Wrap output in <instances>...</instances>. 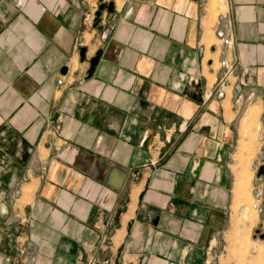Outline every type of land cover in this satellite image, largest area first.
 <instances>
[{
    "label": "crops",
    "instance_id": "1",
    "mask_svg": "<svg viewBox=\"0 0 264 264\" xmlns=\"http://www.w3.org/2000/svg\"><path fill=\"white\" fill-rule=\"evenodd\" d=\"M98 1L0 0V264L233 263L254 117L264 229V0Z\"/></svg>",
    "mask_w": 264,
    "mask_h": 264
},
{
    "label": "rangeland",
    "instance_id": "2",
    "mask_svg": "<svg viewBox=\"0 0 264 264\" xmlns=\"http://www.w3.org/2000/svg\"><path fill=\"white\" fill-rule=\"evenodd\" d=\"M259 129L260 124L258 123V118L254 117L252 120H249L245 126H243V136H242V147L237 151L234 155V160L237 161V164H233L232 168L238 170V172L244 168L247 171L246 178L248 179L249 186V195L244 200L238 199L234 194L235 201V218L234 223L239 222L241 224L251 223L252 227L250 229L239 230L240 244L237 240V234L235 232H231L229 235L230 244L228 246V254L230 257H234V262H230L229 264H249V260H251L254 255L264 248V229L263 225H260L259 219H257V206L256 196H255V186L257 171L259 169L258 159L260 152L254 146L255 143L260 141L259 137ZM254 131V132H253ZM245 141L246 144L244 143ZM237 155V156H236ZM235 165V166H234ZM242 182V188L245 191V181L244 179H239ZM243 192V191H242ZM244 193V192H243ZM253 206L256 210L253 209ZM252 213V214H251ZM254 215V218L250 220L249 216ZM233 258V259H234ZM104 261L96 262V264H103ZM110 264V263H109Z\"/></svg>",
    "mask_w": 264,
    "mask_h": 264
},
{
    "label": "water",
    "instance_id": "3",
    "mask_svg": "<svg viewBox=\"0 0 264 264\" xmlns=\"http://www.w3.org/2000/svg\"><path fill=\"white\" fill-rule=\"evenodd\" d=\"M108 11V12H113L114 11V3H101L98 7V11L96 12V20L95 23H99L101 21L102 18V14L104 11ZM102 56V51H98L96 53V56L90 61V65H91V70L93 71L95 66L98 64L100 58ZM67 68L63 69V72H66Z\"/></svg>",
    "mask_w": 264,
    "mask_h": 264
},
{
    "label": "built area",
    "instance_id": "4",
    "mask_svg": "<svg viewBox=\"0 0 264 264\" xmlns=\"http://www.w3.org/2000/svg\"><path fill=\"white\" fill-rule=\"evenodd\" d=\"M84 3L88 4V9L84 14V21L86 24H94L96 20V12L100 5L98 0H82ZM103 264H109V262L104 261Z\"/></svg>",
    "mask_w": 264,
    "mask_h": 264
},
{
    "label": "bare ground",
    "instance_id": "5",
    "mask_svg": "<svg viewBox=\"0 0 264 264\" xmlns=\"http://www.w3.org/2000/svg\"><path fill=\"white\" fill-rule=\"evenodd\" d=\"M239 173H240V171H239ZM242 183V182H241ZM240 183V184H241ZM239 188H240V185H239ZM242 229V228H241ZM258 255H259V253H258ZM258 258V257H257ZM260 259H261V257H260ZM262 260H264V259H262ZM259 261V260H258ZM260 262V261H259ZM256 263H258V262H256ZM261 263V262H260ZM259 264V263H258ZM262 264V263H261Z\"/></svg>",
    "mask_w": 264,
    "mask_h": 264
}]
</instances>
